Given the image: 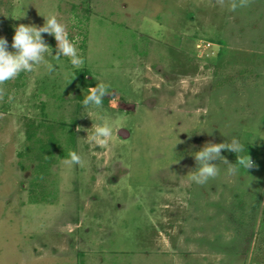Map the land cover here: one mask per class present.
Masks as SVG:
<instances>
[{
  "label": "rangeland",
  "instance_id": "374dc122",
  "mask_svg": "<svg viewBox=\"0 0 264 264\" xmlns=\"http://www.w3.org/2000/svg\"><path fill=\"white\" fill-rule=\"evenodd\" d=\"M232 2L0 0L10 51L55 13L83 60L0 84V264H264V0ZM232 138L246 150L192 183L194 153Z\"/></svg>",
  "mask_w": 264,
  "mask_h": 264
},
{
  "label": "clouds",
  "instance_id": "9594fccd",
  "mask_svg": "<svg viewBox=\"0 0 264 264\" xmlns=\"http://www.w3.org/2000/svg\"><path fill=\"white\" fill-rule=\"evenodd\" d=\"M246 4L247 0H233L230 11H236L238 8L245 7ZM24 15L25 13L17 18L24 17ZM42 33H47L55 38L58 45L55 55L51 54L52 49L44 42ZM11 49L13 51L9 50L8 40L4 36H0V84L17 78L22 72H31L34 65L41 63L46 65L49 72L54 71L55 65L46 61L45 54L55 57L57 61L61 56L69 57L74 67H79L83 64V60L78 56L76 44L70 38L65 25L57 19L55 13L49 14L41 27L25 24L16 26L12 37ZM88 89L89 94L84 98L83 105L100 107L104 96L108 93L107 87L104 84H96L95 87H89ZM111 135L112 128L110 124L105 122L103 126L96 128L93 139L97 143L103 144L105 140L102 138L110 137ZM225 150H230L239 155L246 148L238 138H232L228 144L206 143L199 151L194 153L197 167L188 179L196 185H204L210 179L215 178L219 174V168L213 161L223 159L221 153ZM66 163L78 165L81 163V158L77 153L73 152L70 160L66 161ZM233 164L243 166L244 169L252 167V161L249 157L246 160H237ZM228 171L231 174H236L239 171V167H230Z\"/></svg>",
  "mask_w": 264,
  "mask_h": 264
},
{
  "label": "trees",
  "instance_id": "16d2710c",
  "mask_svg": "<svg viewBox=\"0 0 264 264\" xmlns=\"http://www.w3.org/2000/svg\"><path fill=\"white\" fill-rule=\"evenodd\" d=\"M85 74H86L85 71L80 72V73H79L80 78H81V79H84V78H85ZM86 80H87V79H86ZM87 84H88V85H87V88L93 86L92 82H91L89 79L87 80ZM40 142H41V141H40ZM49 143H50L51 145H50ZM54 144H55V140H54L53 138H49V140H48L47 142H41V144H40V150H41V153H42V154L44 153V154H46V155H47V154H48V155H49V154L51 155L52 153H51V151H50V148H51V146H53ZM41 153H40V154H41ZM40 154L38 155V158L40 157ZM41 158H42V157H40L39 160H41ZM43 159H44V160H50L49 158H46V156H45V157L43 156Z\"/></svg>",
  "mask_w": 264,
  "mask_h": 264
}]
</instances>
